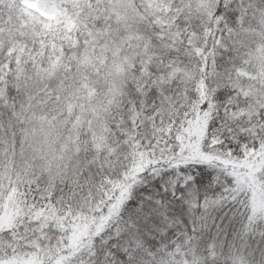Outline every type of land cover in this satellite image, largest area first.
Wrapping results in <instances>:
<instances>
[{
	"label": "snow or ice",
	"instance_id": "snow-or-ice-1",
	"mask_svg": "<svg viewBox=\"0 0 264 264\" xmlns=\"http://www.w3.org/2000/svg\"><path fill=\"white\" fill-rule=\"evenodd\" d=\"M0 264H264V0H0Z\"/></svg>",
	"mask_w": 264,
	"mask_h": 264
}]
</instances>
